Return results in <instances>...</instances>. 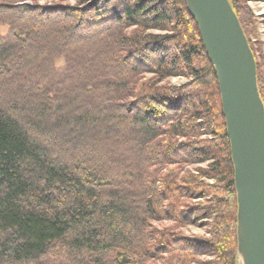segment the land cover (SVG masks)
Segmentation results:
<instances>
[{
  "label": "trees",
  "instance_id": "obj_1",
  "mask_svg": "<svg viewBox=\"0 0 264 264\" xmlns=\"http://www.w3.org/2000/svg\"><path fill=\"white\" fill-rule=\"evenodd\" d=\"M26 1L0 0V264H239L219 82L186 0Z\"/></svg>",
  "mask_w": 264,
  "mask_h": 264
},
{
  "label": "water",
  "instance_id": "obj_2",
  "mask_svg": "<svg viewBox=\"0 0 264 264\" xmlns=\"http://www.w3.org/2000/svg\"><path fill=\"white\" fill-rule=\"evenodd\" d=\"M186 2L219 82L238 202V263L264 264V103L255 56L230 0Z\"/></svg>",
  "mask_w": 264,
  "mask_h": 264
},
{
  "label": "rangeland",
  "instance_id": "obj_3",
  "mask_svg": "<svg viewBox=\"0 0 264 264\" xmlns=\"http://www.w3.org/2000/svg\"><path fill=\"white\" fill-rule=\"evenodd\" d=\"M79 0H28L26 4L33 5V3H37L41 6H48L53 7L55 4H62V5H70L76 6ZM239 3V7H241L242 12L245 13L246 20L248 21V30H249V38L254 48L256 55L258 57V61L261 66L262 76L264 80V0H237ZM4 31V30H2ZM56 70L61 71L66 66L65 58H60L55 61ZM59 76V80H60ZM144 78L150 79L152 75L145 74ZM188 80L182 77H171L164 81L163 84L165 85H176L180 86L187 83ZM207 164L204 165H190L185 166L184 170L195 172L198 167H206ZM156 227H167L172 228V231L175 233H181L186 237H207L209 231L211 229V225H185V226H178L174 223H154ZM213 258L209 256H203L199 258L200 262L210 261ZM150 264H162L160 260H154ZM196 264H200L199 262Z\"/></svg>",
  "mask_w": 264,
  "mask_h": 264
},
{
  "label": "bare ground",
  "instance_id": "obj_4",
  "mask_svg": "<svg viewBox=\"0 0 264 264\" xmlns=\"http://www.w3.org/2000/svg\"><path fill=\"white\" fill-rule=\"evenodd\" d=\"M239 263H240V264L243 263V259H242V257H240V259H239Z\"/></svg>",
  "mask_w": 264,
  "mask_h": 264
}]
</instances>
